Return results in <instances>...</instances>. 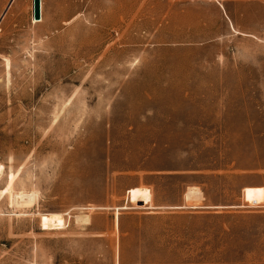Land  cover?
Segmentation results:
<instances>
[{
  "label": "rangeland",
  "instance_id": "rangeland-1",
  "mask_svg": "<svg viewBox=\"0 0 264 264\" xmlns=\"http://www.w3.org/2000/svg\"><path fill=\"white\" fill-rule=\"evenodd\" d=\"M41 2L0 0V264H264V0Z\"/></svg>",
  "mask_w": 264,
  "mask_h": 264
},
{
  "label": "bare ground",
  "instance_id": "bare-ground-1",
  "mask_svg": "<svg viewBox=\"0 0 264 264\" xmlns=\"http://www.w3.org/2000/svg\"><path fill=\"white\" fill-rule=\"evenodd\" d=\"M41 7H42V2H41ZM42 9V8H41ZM43 21V15L41 14V19L39 21H35L32 17H31V22L33 24H39V23H42ZM0 177H1V171H0ZM190 189V188H189ZM195 189V188H194ZM191 189L189 190V192H187V199L191 200V199H197V200H201L202 199V195L200 192L197 191V189ZM30 195V194H29ZM28 194H25V193H19L17 195L14 196V199L13 201L20 205V203H22L23 205L27 204V203H31L32 202V199H33V195L32 196H29ZM14 203V204H15ZM17 205V206H18ZM24 205V206H25ZM22 207V206H21ZM78 221H86L88 222L89 221V217L88 216H81V217H77L76 218Z\"/></svg>",
  "mask_w": 264,
  "mask_h": 264
},
{
  "label": "water",
  "instance_id": "water-1",
  "mask_svg": "<svg viewBox=\"0 0 264 264\" xmlns=\"http://www.w3.org/2000/svg\"><path fill=\"white\" fill-rule=\"evenodd\" d=\"M41 0H32V17L35 21L41 19Z\"/></svg>",
  "mask_w": 264,
  "mask_h": 264
},
{
  "label": "built area",
  "instance_id": "built-area-1",
  "mask_svg": "<svg viewBox=\"0 0 264 264\" xmlns=\"http://www.w3.org/2000/svg\"><path fill=\"white\" fill-rule=\"evenodd\" d=\"M40 15H41V11H40Z\"/></svg>",
  "mask_w": 264,
  "mask_h": 264
}]
</instances>
